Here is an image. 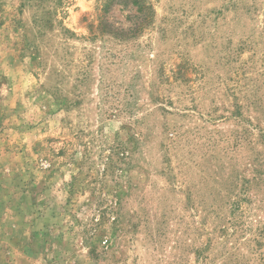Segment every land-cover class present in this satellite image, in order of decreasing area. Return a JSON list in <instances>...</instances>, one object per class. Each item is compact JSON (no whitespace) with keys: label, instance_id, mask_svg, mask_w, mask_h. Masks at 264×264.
Here are the masks:
<instances>
[{"label":"rangeland","instance_id":"obj_1","mask_svg":"<svg viewBox=\"0 0 264 264\" xmlns=\"http://www.w3.org/2000/svg\"><path fill=\"white\" fill-rule=\"evenodd\" d=\"M0 264H264V0H0Z\"/></svg>","mask_w":264,"mask_h":264},{"label":"trees","instance_id":"obj_2","mask_svg":"<svg viewBox=\"0 0 264 264\" xmlns=\"http://www.w3.org/2000/svg\"><path fill=\"white\" fill-rule=\"evenodd\" d=\"M133 4H135V5L139 6V3H138L137 1H134V3H133Z\"/></svg>","mask_w":264,"mask_h":264}]
</instances>
